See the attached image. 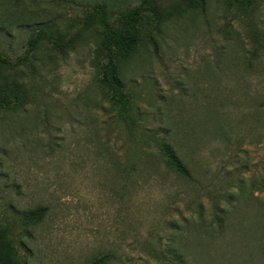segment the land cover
I'll return each instance as SVG.
<instances>
[{
	"label": "rangeland",
	"instance_id": "1",
	"mask_svg": "<svg viewBox=\"0 0 264 264\" xmlns=\"http://www.w3.org/2000/svg\"><path fill=\"white\" fill-rule=\"evenodd\" d=\"M140 0H0V67L23 89L0 109V205L23 264H264V0H161L119 55L129 110L101 81L103 30ZM170 143L185 177L160 154ZM45 208L38 222L27 213ZM105 259L104 263L99 260Z\"/></svg>",
	"mask_w": 264,
	"mask_h": 264
},
{
	"label": "trees",
	"instance_id": "2",
	"mask_svg": "<svg viewBox=\"0 0 264 264\" xmlns=\"http://www.w3.org/2000/svg\"><path fill=\"white\" fill-rule=\"evenodd\" d=\"M205 4L206 0H196ZM257 0H235L240 6L250 7ZM161 0H140L139 4L127 8L118 16L112 17L106 7L101 4H93L86 12L85 24L97 25L103 30L101 52L106 58L103 65L101 81L110 92L115 103L119 105L121 112L129 110V97L121 77L119 55L129 56L135 53L144 36L146 24L155 25L162 19ZM76 38L65 40L63 36L52 28H41L28 39V47L23 56L17 62H13L0 51V67H15L30 61L29 57L43 42L51 44L52 48L59 51L71 47ZM23 89L18 83L4 82L0 77V109L12 110L22 104ZM160 154L168 166L178 174L189 177L190 171L180 158L174 147L163 140L159 143ZM45 208L40 207L30 211L26 219L38 222L43 217ZM104 263L105 259L99 260ZM0 264H23L10 235L8 227L1 219L0 205ZM179 264H186L183 258Z\"/></svg>",
	"mask_w": 264,
	"mask_h": 264
}]
</instances>
